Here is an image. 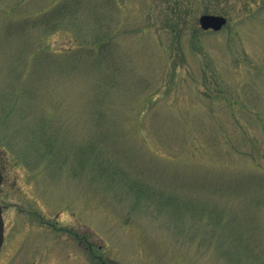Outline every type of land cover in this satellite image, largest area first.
<instances>
[{
  "label": "rangeland",
  "instance_id": "rangeland-1",
  "mask_svg": "<svg viewBox=\"0 0 264 264\" xmlns=\"http://www.w3.org/2000/svg\"><path fill=\"white\" fill-rule=\"evenodd\" d=\"M0 142V264H264V0H0Z\"/></svg>",
  "mask_w": 264,
  "mask_h": 264
},
{
  "label": "flooded vegetation",
  "instance_id": "flooded-vegetation-1",
  "mask_svg": "<svg viewBox=\"0 0 264 264\" xmlns=\"http://www.w3.org/2000/svg\"><path fill=\"white\" fill-rule=\"evenodd\" d=\"M0 169H1V173H2V177H3V181H2V186H1V193H0V204L2 207V212H3V218H4V213L7 211V208L9 207L7 204V200H8V195L6 192H4L3 190V184L6 181V174H5V165L0 162ZM35 170H37V168H35ZM27 171V170H26ZM38 171V170H37ZM37 171H33V173L30 171L28 172L29 176H33V180H32V184H31V201L29 200V202H26L21 199V195H20V201L15 203V207L17 208V218H19V220H21L23 217H30L33 221H35L36 223L39 224V226H37L36 228L32 229V233L33 236L32 237H37L38 235H36L37 233V229H40V233L42 232H47L50 230H52L55 227V224L53 222V216H52V209L50 207V205L52 206L53 202V190H52V185L49 186V181H46V176H45V181H46V186L45 188H41L39 187V185L37 184L38 182L34 180V176L35 179L37 177ZM46 170L43 172L46 174ZM42 175L40 174V176H38L39 178ZM31 182V181H30ZM43 182V181H42ZM41 185H43L41 183ZM27 203H29V210H27ZM4 224H5V230H6V223H5V219H4ZM48 236V234H46ZM4 240H5V231H4ZM4 244V243H3ZM3 247V246H2ZM2 251V249H1Z\"/></svg>",
  "mask_w": 264,
  "mask_h": 264
},
{
  "label": "water",
  "instance_id": "water-1",
  "mask_svg": "<svg viewBox=\"0 0 264 264\" xmlns=\"http://www.w3.org/2000/svg\"><path fill=\"white\" fill-rule=\"evenodd\" d=\"M200 26L204 30H214L220 31L223 27L227 24V18L218 15H209L205 14L200 17ZM2 174L0 170V191H1V184H2ZM4 241V220L2 215V208L0 206V252Z\"/></svg>",
  "mask_w": 264,
  "mask_h": 264
},
{
  "label": "trees",
  "instance_id": "trees-1",
  "mask_svg": "<svg viewBox=\"0 0 264 264\" xmlns=\"http://www.w3.org/2000/svg\"><path fill=\"white\" fill-rule=\"evenodd\" d=\"M79 2H80V0H79ZM78 8V6H77V4L75 3L74 4V6L72 7V8H70V7H66V5H65V7L64 6H62L57 12H56V16L58 17V16H68V15H70V14H72L74 11H75V9H77Z\"/></svg>",
  "mask_w": 264,
  "mask_h": 264
}]
</instances>
